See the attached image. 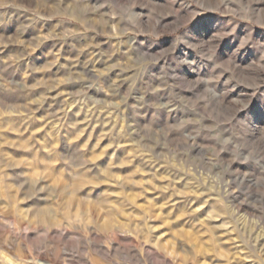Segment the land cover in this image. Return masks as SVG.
<instances>
[{
  "label": "rangeland",
  "instance_id": "rangeland-1",
  "mask_svg": "<svg viewBox=\"0 0 264 264\" xmlns=\"http://www.w3.org/2000/svg\"><path fill=\"white\" fill-rule=\"evenodd\" d=\"M0 264H264V0H0Z\"/></svg>",
  "mask_w": 264,
  "mask_h": 264
}]
</instances>
